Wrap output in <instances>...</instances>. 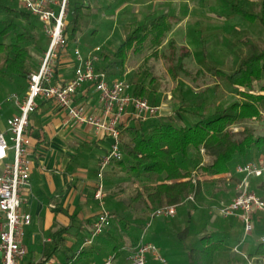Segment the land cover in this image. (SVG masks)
Instances as JSON below:
<instances>
[{"label": "trees", "instance_id": "16d2710c", "mask_svg": "<svg viewBox=\"0 0 264 264\" xmlns=\"http://www.w3.org/2000/svg\"><path fill=\"white\" fill-rule=\"evenodd\" d=\"M87 1L67 0L69 20L64 29V36L68 48L76 43L79 34L84 33L85 21L88 18L86 10L91 8L89 5L91 2ZM220 1L226 3L230 11L241 19L251 23L259 22L264 27V7L260 14H255L228 0ZM0 16V82L20 87L19 81L26 79L28 81L29 75L38 68L36 61L33 60L32 46L44 50L38 43L34 29L39 28L44 32L42 34L45 36L47 34L41 21L22 7L19 0H0ZM174 22L175 18L168 13L149 18L128 33L115 51L110 54L97 52L96 69L107 73L108 77H114V70L119 69L121 76L125 72L124 66L129 53L132 51L138 54L147 47L151 53L144 60V64L145 62L147 64L150 58L159 57V48L167 33L172 30ZM88 38L99 39L95 29L88 34ZM246 44L249 48L248 53L241 57L236 69L229 72L219 68L210 69L215 78L235 89L238 101L229 106L219 107L211 114L194 113L195 121L185 125L176 124L173 117L167 120H159L157 117L146 120L133 117L128 126L122 128L120 124L123 157L115 162L120 166H128L138 178L144 175L158 182L154 185H144L143 192L139 191L136 194L139 199L146 196L143 199L146 208L149 205L153 206L152 210L164 205H178L181 210L191 205L199 212L201 210L195 204L196 201H185L189 195L194 193L196 200L206 192L211 193L212 197H220L228 189L226 179L210 178L211 176L231 173L235 164H246L254 158L264 156V135H256L253 127H245L243 130L234 128V124L245 118L264 115V47L250 42ZM88 49L87 47L81 50L86 52ZM188 56V53L181 54L177 58V63L169 66V72L175 80L178 79L179 72L189 75L184 63ZM167 59L171 63L174 62L170 56ZM100 62L103 64L101 69L98 68ZM198 72L201 73L200 70ZM190 90L185 91L183 86L179 87L180 106L175 113L181 118L183 113L189 112L188 108L193 104L196 107L195 100L199 98L190 96ZM151 92L143 80H136L131 91L138 97H146ZM206 155L211 157V162L204 161ZM208 179L210 182H206ZM261 187H264V182ZM213 207V204H209L204 209L207 211L205 213L207 218L204 220L202 234L197 244L190 246L187 264H233L234 258L229 255L233 224L224 231L207 229L210 226L208 213ZM191 212L189 209L187 223L178 231L177 238L180 243H185L196 231ZM196 212L194 211V214ZM115 218L121 222L124 220L126 223L133 222V228L141 224L144 230V225L146 226V219L137 220L132 217L126 220L119 216ZM70 228L71 225H68L50 234L51 241L44 243L43 257L39 264H46L50 260L62 264L59 263L57 256L66 251L64 248ZM257 232L256 245L246 248L243 243L241 248H246L250 258L256 257L260 264H264V242L261 241L262 236L258 235L261 232ZM110 237L111 233H106L104 240L99 243L107 244L111 241ZM237 242L239 244L241 241ZM137 243L135 242L133 246ZM78 256L89 260L85 264L90 263L94 249L86 251L82 248Z\"/></svg>", "mask_w": 264, "mask_h": 264}, {"label": "rangeland", "instance_id": "374dc122", "mask_svg": "<svg viewBox=\"0 0 264 264\" xmlns=\"http://www.w3.org/2000/svg\"><path fill=\"white\" fill-rule=\"evenodd\" d=\"M88 1L91 2L90 4L88 3L91 8L86 10L88 18L85 21L84 33L78 35V40L71 47H65V49L61 50L60 54L63 55L62 57L59 56L60 59L58 58L60 62L66 60L68 57L65 54L73 53L72 51L75 47H80L81 49L100 47L99 52L110 54L116 50L128 33L149 18L162 13H168L175 18L176 23L174 22L172 30L167 33L159 48V57L150 58L147 64L146 62L144 64V60L150 55L151 50L147 47L138 54L131 51L125 63L123 75L120 76V70L116 69L117 71L114 70L113 72L114 77H108L110 82L116 80L127 82L131 95H133L131 91L136 80H143L144 85L152 92L141 98L148 101L150 105L161 108V113L157 115L159 120H167L169 117H173V121L176 124L185 125L195 121L194 113L211 114L219 107L229 106L238 101L239 97L235 89L215 78L211 74L210 69L219 68L227 72L236 69L241 57L248 53L249 48L246 42L264 47V27L259 22H247L236 16L230 11L227 4L220 0ZM228 1L242 6L248 12L255 14H260L264 7V0ZM94 29L100 31L98 40L88 38V34ZM33 32L38 36L39 45L44 48V50H41L36 46H32L33 60L36 61L38 66L41 62V57L50 45V38L42 34L43 31L39 28L34 29ZM183 53H188L189 55L184 60L185 69L189 72V75L179 72V77L175 80L169 72V66L176 64L177 58ZM168 56L174 59L173 63L167 59ZM98 68H103L101 62L98 64ZM199 70L201 73L198 72ZM19 85L20 87H15L7 82H0V103H2V109L5 107L6 109L9 108L7 105L11 104L3 103L8 96L17 94L22 97L25 94L28 86L27 79L20 80ZM182 86L185 91L191 89L189 92L190 96H198L199 98L195 100L196 107L193 104L188 108L189 112L183 113L184 115L181 118L175 112L180 106L178 96L179 87ZM6 111L8 113V110ZM245 127H253L256 135H264V115L256 118H245L240 123L234 124L235 130H243ZM258 159L254 158L253 161ZM12 161L13 150L9 152V158L5 162L10 163ZM238 165L240 163L235 164L233 167V175L236 178L233 180L237 182V185L240 183L241 177L235 174L234 169ZM206 182H210L209 179ZM232 182L220 197H212L211 193L205 191L206 194L197 199L195 203L198 209L200 208L201 210L199 212H196V209H193L190 205L179 210L175 218H162L153 221L151 227L147 230L146 239L158 246L163 256L167 259V264H187L190 246L196 245L201 237V229L205 218H207L205 214L207 211L205 212L204 209L209 204H213L214 207L208 213L210 226L207 229L224 231L233 224L231 242L229 241L231 247L229 255L234 258L233 264H247L242 255L233 251V248L238 244L237 241H241L244 236L243 224L237 218H222L218 215V209L222 207V204L229 203L238 195V189L235 191ZM262 183V179H252L251 190L264 199ZM189 209L192 210L191 214L194 217L196 231L190 235L185 243H180L177 234L187 223ZM150 211L153 210L148 207V212ZM194 211L196 212L195 214ZM257 217L259 224L256 221L254 222V233L257 231V233L261 232L258 235L264 237V213H259ZM133 227V222L126 223L125 220L121 222L115 218L108 231L96 238L94 245L84 242V236L80 237L81 240L78 239V236L82 235L79 233L76 236L77 241L72 246L73 248L67 249L69 244H66L64 248L66 251L57 256L58 261L62 264H85L89 260L82 257L79 258L78 252L82 248L86 251L92 248L94 249V256L91 261L101 262L109 256H115L116 252L120 250L116 257L117 264H126L127 257L138 243L135 246L133 244L140 241L144 232L141 224L136 225L135 228ZM108 232L111 233V241L101 245L99 243L101 238ZM254 233L246 237L244 241L246 248L256 245V233ZM115 248H118V250H115ZM246 248L240 247V251L248 254ZM32 259L33 256L28 255L24 259L23 264ZM148 264L163 263L149 254Z\"/></svg>", "mask_w": 264, "mask_h": 264}, {"label": "built area", "instance_id": "2783aa9c", "mask_svg": "<svg viewBox=\"0 0 264 264\" xmlns=\"http://www.w3.org/2000/svg\"><path fill=\"white\" fill-rule=\"evenodd\" d=\"M19 1L22 7L41 21L44 31L50 38V45L41 57L38 68L29 75L25 94L22 97L12 94L3 102L11 103L18 112L8 120L6 132H0V264H23L28 254L26 237L27 229L32 224V216L21 207L24 190L31 188L29 120L37 110L40 100L52 101L62 109L66 115L65 125H91L96 130L111 136L112 146L102 160V170L123 157L120 124L128 112L133 117L143 120L157 117L161 113L160 107L152 106L145 99L131 95L127 82L123 80L110 82L105 72L96 69L97 52L100 51V47L88 49L86 52L76 47L74 77L64 84L54 83L56 63L61 50L66 47L64 29L68 2L67 0ZM86 83H93L99 93L101 115L90 112L84 104L76 103V95ZM1 108L2 103L0 110ZM11 150H13V161L6 163ZM235 172L241 177L237 186L238 195L229 203L222 204L218 209V215L222 218L239 219L243 224L244 236L233 251L242 255L247 264H260L258 258H250L247 253L240 251V247L246 237L254 233L256 216L264 213V199L251 190L252 179H264V158L240 164L235 168ZM94 196L99 202L100 211L86 241L89 245L107 232L115 219L114 213L106 207L102 178L97 184ZM185 201L195 202V194L189 195ZM178 213V205L154 208L141 239L127 257L126 264H148L149 254L161 263L167 264V259L158 246L146 239V233L155 219L175 218ZM261 241L264 242V237ZM117 262L115 256H109L101 262L93 261L87 264H117ZM46 264H56V262L50 260Z\"/></svg>", "mask_w": 264, "mask_h": 264}, {"label": "crops", "instance_id": "0c3cea01", "mask_svg": "<svg viewBox=\"0 0 264 264\" xmlns=\"http://www.w3.org/2000/svg\"><path fill=\"white\" fill-rule=\"evenodd\" d=\"M68 20L67 13L66 23ZM96 33L100 37V31ZM72 52L65 54L68 57L66 60H57L54 83L64 84L74 77L76 60L74 50ZM75 100L76 103L84 104L90 112L102 114L99 93L93 83L84 84ZM7 106L9 108L0 110V132H6L8 120L18 112L14 105ZM132 118L128 112L122 119V128L128 126ZM65 119L64 111L47 100H40L37 110L30 116L31 188L24 190L21 208L32 216V224L27 229L26 245L27 256L32 255L33 259L26 264H39L43 257L44 243L51 241L50 234L68 225H71L66 237L69 247L75 244L79 233L82 235L78 239L83 236L84 242L89 239L92 225L100 211L94 195L101 178L106 207L115 216L126 220L132 217L137 220L146 219L147 223L152 212H148L145 207L143 199L146 196L139 199L136 194L143 192L144 185L158 182L144 175L138 178L128 166H120L115 161L102 170V160L112 146L111 136L91 125H65ZM211 160L210 156L204 157L206 163ZM210 178L226 179L228 186L233 181V187L237 190L233 170ZM255 221L259 224L257 216Z\"/></svg>", "mask_w": 264, "mask_h": 264}]
</instances>
